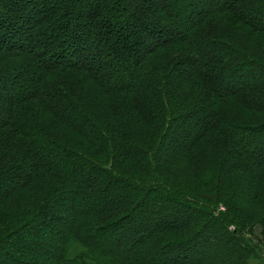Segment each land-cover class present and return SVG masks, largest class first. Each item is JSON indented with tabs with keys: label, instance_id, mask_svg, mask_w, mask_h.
Segmentation results:
<instances>
[{
	"label": "trees",
	"instance_id": "1",
	"mask_svg": "<svg viewBox=\"0 0 264 264\" xmlns=\"http://www.w3.org/2000/svg\"><path fill=\"white\" fill-rule=\"evenodd\" d=\"M250 34L264 0H0V264H263Z\"/></svg>",
	"mask_w": 264,
	"mask_h": 264
},
{
	"label": "rangeland",
	"instance_id": "2",
	"mask_svg": "<svg viewBox=\"0 0 264 264\" xmlns=\"http://www.w3.org/2000/svg\"><path fill=\"white\" fill-rule=\"evenodd\" d=\"M261 37L262 36H257V35H255V34H250V36H249V38H251V39H253V40H255L256 38L260 41L261 40ZM260 42H262V41H260ZM262 43H264V42H262ZM182 137H184V135H182L181 136V138L180 139H183ZM115 193H118V192H115ZM115 195V194H114ZM63 209H61V211L58 213V214H56V216L55 217H58V216H60V217H62V215H66V205H65V203H63ZM64 210V211H63ZM182 213V212H181ZM180 213V214H181ZM169 214V212H167L166 213V215H168ZM174 216H176L175 214H174ZM67 223H66V221H65V223H64V225H66ZM144 227H146V225L144 224ZM62 230L63 231H66L65 230V227L63 226V228H62ZM44 233H46V238L43 240V243H45L46 241H48V243L47 244H43L44 245V248L45 249H47V251L49 252V253H51L52 252V249H50V247H49V245L51 244V242H52V239H53V237H54V235H56V233H57V229H56V225H55V223L53 224V223H51V225H49L46 229H45V231H44ZM137 233H136V230H133V231H131V232H128L127 233V237H129L128 238V240H129V242H128V244H127V246H130L131 245V242L132 241H134V239H135V235H136ZM127 239V238H126ZM41 242H42V240H41ZM118 246V245H117ZM203 251H204V253H205V255L206 256H211V255H213L214 254V256L216 255L215 253H218V251L219 250H215L214 249V252L212 251V249H213V245H212V242L211 241H206L205 242V244L203 245ZM216 248H219V249H221V251H223L222 250V248L221 247H216ZM170 255H171V257H172V255L174 256V253L173 252H171L170 253ZM51 256V255H50ZM50 256H49V258H50ZM263 259H264V257H263ZM43 261H44V264H47V261H49L48 260V258H43ZM153 263H155V264H161V261L162 260H159L158 258H157V255H156V258H153ZM207 261V260H206ZM13 264V263H12Z\"/></svg>",
	"mask_w": 264,
	"mask_h": 264
},
{
	"label": "crops",
	"instance_id": "3",
	"mask_svg": "<svg viewBox=\"0 0 264 264\" xmlns=\"http://www.w3.org/2000/svg\"><path fill=\"white\" fill-rule=\"evenodd\" d=\"M264 257V256H263ZM263 257L261 258L262 260H263ZM263 262V264H264V261H262ZM261 264V263H260Z\"/></svg>",
	"mask_w": 264,
	"mask_h": 264
}]
</instances>
